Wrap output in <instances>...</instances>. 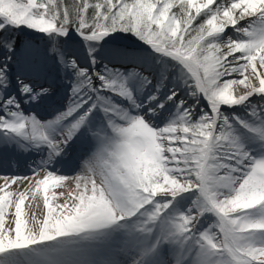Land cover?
<instances>
[{
    "label": "snow or ice",
    "instance_id": "6c2138e0",
    "mask_svg": "<svg viewBox=\"0 0 264 264\" xmlns=\"http://www.w3.org/2000/svg\"><path fill=\"white\" fill-rule=\"evenodd\" d=\"M21 27L43 39L17 94ZM51 68L67 100L42 119L22 105ZM0 147L34 155L0 172V264H264V0H0Z\"/></svg>",
    "mask_w": 264,
    "mask_h": 264
},
{
    "label": "rangeland",
    "instance_id": "374dc122",
    "mask_svg": "<svg viewBox=\"0 0 264 264\" xmlns=\"http://www.w3.org/2000/svg\"><path fill=\"white\" fill-rule=\"evenodd\" d=\"M13 35V32L5 33V36H12L15 40V48L16 52L18 53L17 57H14V60L17 61L16 63H13L12 65V86L9 89V92H16L18 94V88L15 84V77L16 75H20L18 68L19 66L26 62L28 60V55H30V52L27 49V45L31 42L33 44L39 43L43 39V34L36 33L32 31L31 29L21 27L19 29H15ZM229 34H231V30H229ZM73 39H77L78 37H75V34H72ZM112 44L127 48L129 50H138L140 48H146V46L141 45L140 41L136 39V37L132 36L128 33H118L114 34V37L112 39ZM50 72V79L49 81H45V84H51L52 86V92L46 99V101L50 102L44 107L46 108V112L42 114V117H47L48 115L52 114L53 109H62L63 106V100L67 99V87L66 81L62 76L58 73L57 69L51 68L49 69ZM21 76V75H20ZM36 82V81H34ZM171 105V102H169V106ZM25 109V111H28L32 108H38V106L43 107L44 105H36V103L30 104V105H22ZM160 123H163V120L160 121ZM241 138L243 142H245L249 147L252 146L253 142L255 141V137L251 134L246 132L244 129L240 128L238 129ZM11 164V161L10 163ZM76 168H78V164H76ZM258 214V213H257Z\"/></svg>",
    "mask_w": 264,
    "mask_h": 264
},
{
    "label": "bare ground",
    "instance_id": "6f19581e",
    "mask_svg": "<svg viewBox=\"0 0 264 264\" xmlns=\"http://www.w3.org/2000/svg\"><path fill=\"white\" fill-rule=\"evenodd\" d=\"M28 60L24 63H22L19 68V74L22 79H31L33 81H37L36 73L38 71L36 65H34L31 62L30 55H28ZM49 81V79H48ZM66 98L63 100V106L66 103ZM49 101H43L41 103H36V105H44L43 107L38 106V108L30 109L28 111H36L42 119H47L50 117L48 115L47 117H42V114L46 112V108H44ZM34 159V155L31 152L25 153L21 151H17L13 147H7L3 148L0 147V172L11 174H16L20 177H29V179H32L30 169L28 167L29 163ZM11 161L12 164H9ZM76 164L74 163L73 166L67 170L65 173L66 175L72 176L74 173L72 171L76 170ZM3 181L0 180V184H2ZM13 190L19 191L24 190L27 187V181L24 179H20L17 181L15 185L12 186ZM71 188H74L73 185H69L67 181L63 182V186H58L55 189H50L49 194H51L52 191H55L57 193L63 192L64 196H57L55 199L56 203H62L65 198H68V191L71 190ZM43 194H40L35 200H33L31 193L29 192V199L25 202V211L31 213L32 211H35L38 215H42L43 213ZM256 215L257 213H253Z\"/></svg>",
    "mask_w": 264,
    "mask_h": 264
},
{
    "label": "trees",
    "instance_id": "16d2710c",
    "mask_svg": "<svg viewBox=\"0 0 264 264\" xmlns=\"http://www.w3.org/2000/svg\"><path fill=\"white\" fill-rule=\"evenodd\" d=\"M9 32H13V35H15L14 33H16L15 30H10ZM4 34H5V33H4Z\"/></svg>",
    "mask_w": 264,
    "mask_h": 264
}]
</instances>
